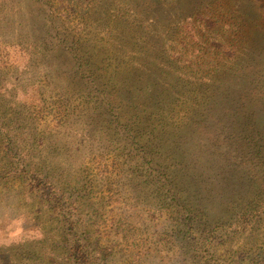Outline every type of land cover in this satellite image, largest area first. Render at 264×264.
<instances>
[{
  "label": "rangeland",
  "instance_id": "obj_1",
  "mask_svg": "<svg viewBox=\"0 0 264 264\" xmlns=\"http://www.w3.org/2000/svg\"><path fill=\"white\" fill-rule=\"evenodd\" d=\"M90 1L0 0V38L4 41L0 51L7 46L10 52L7 66L0 55V79L6 81V94L15 101L16 106L8 111L14 113L11 118L19 126L10 133L11 140L0 137V264H17L19 254L24 255L26 264H49L34 261L33 252L43 244L38 242L44 227H37L41 222L49 225L48 214H38L44 203L35 206L38 202H33L29 190L48 192L55 182V171L58 175L64 171L65 179L70 176L87 185L88 203L101 202L86 219L92 220L89 234L95 237L90 240V246L96 248L93 253L102 257L108 246L112 251L109 264H221L230 252L264 244V193L258 196L260 183L256 181L264 172V155L253 151L264 134V5L260 0H221L245 26L248 48L236 63L207 81L209 88L204 87L215 118L200 122L199 127L176 128L173 134H178L167 137L177 150L175 167H181L183 153L189 155L183 172L190 181L185 196L192 197L197 189L207 195L205 190L210 186L215 195L208 205L207 236L191 241L180 214L174 211L179 208L166 184L158 181L163 177L158 171L170 173L173 167L164 168L167 164L159 159L150 161L154 156L164 160V155L150 152L141 160L135 156L137 152L124 147L125 142L120 151L107 143L106 115L94 110L98 117L89 116L88 106L91 108L94 100L88 96V88L73 78L71 54L62 49L66 44L82 43L84 51L89 48L98 53L111 38V43L129 49L123 55L122 48L116 57L135 54L157 63L160 56L168 58L166 41L168 45L173 41L168 46L172 53L178 41L175 34H183L184 20L210 0ZM34 26L39 29L36 33ZM18 29L22 30L19 35ZM36 43L55 44L60 49L49 60L43 57L41 64L29 63L26 49ZM110 56L115 53L101 50L97 60ZM184 58L190 59L189 52ZM103 67L99 69L102 82L109 83L114 69ZM142 95L126 92L119 96L118 104H125L128 112H135L136 106L153 108L156 100L146 101L145 94L140 99ZM63 98L68 102H61ZM219 108L222 112H217ZM209 111L207 108L203 113ZM238 122L245 124L239 125L240 134L224 137L213 153L209 136L202 129L213 123V128L226 126L232 131ZM5 124L10 123L7 120ZM102 246L100 256L97 252ZM22 247H27L24 252Z\"/></svg>",
  "mask_w": 264,
  "mask_h": 264
},
{
  "label": "trees",
  "instance_id": "obj_2",
  "mask_svg": "<svg viewBox=\"0 0 264 264\" xmlns=\"http://www.w3.org/2000/svg\"><path fill=\"white\" fill-rule=\"evenodd\" d=\"M86 1H89V4L92 3L90 0ZM260 2L264 5V0H260ZM182 24L183 34H175L180 40L176 38L178 41L175 42L172 53L171 50L168 51V46H172L173 41L170 40L169 45L166 41L165 51L168 58L160 56L159 62L154 59L157 63L151 62L144 56L135 57V54L123 58L116 57V53L121 52L122 48H125L123 55L129 49L124 44H118L115 41L111 43V38L108 39L106 45L100 47L98 53L89 48L84 51L85 46L82 43L74 44L71 47L66 44L62 50H67L71 54L69 60L73 62L72 71L70 70L73 78L77 80L78 84L88 88V96L94 100L93 106L91 108L88 106L91 111L89 116L91 118L98 117L94 116V110L100 111V115H106L103 120L106 124L105 139L107 143L120 151L125 149L121 145L122 142H125L124 147L131 148L130 152H137L135 156H139L141 160L150 155V152L165 156L164 160H162L163 156L150 158V161L157 160L158 162L159 159L160 163L165 162L167 167L164 168L172 169L173 167L170 173L158 171L163 176L158 178V181H163L166 184L167 191L179 208L174 211L180 214L181 224L186 229L189 240L198 239L201 241L207 236L204 234L209 232L210 225H206V223L210 220L208 205L211 204V200L215 196L212 194L213 188L210 186L205 190L207 195L197 189L192 197L185 196L184 190L190 187V181L186 179L183 172L184 168H188V164L185 163L189 155L183 153L181 167H175L177 161L175 162L173 157L177 150L171 146L174 141L168 143L167 137L169 138L176 128L183 129L187 125L198 126L200 122H211L215 118L216 111L210 106L208 92L204 87L207 86V81L210 78H215L239 60L248 48V32L234 12L227 8L221 0H210L188 16ZM109 29L114 31L112 27ZM37 30H39L38 26H34L32 29L33 33H36ZM21 33L22 30L18 29V35ZM1 36L2 34H0ZM1 39L0 43H4ZM43 44L36 43L30 49H26L29 63L39 62L41 64L43 57L49 60V56L58 54L60 48L53 46L55 44L42 46ZM7 49L6 46L4 52L0 51L5 66L10 59V52ZM109 49L111 54L115 53V56H110L107 60H97L101 50ZM186 52H189L190 59L184 58ZM73 57H76L75 60L72 59ZM100 66L110 69L113 67L114 72L108 78L109 83L102 82ZM216 73L218 74L216 75ZM197 84L200 86L198 87ZM5 85L6 81L0 79V137L2 140H11L10 133L18 130L19 126L14 118H11L14 113L8 111L16 104L6 94L8 91ZM207 88L209 87L207 86ZM61 89L65 92H72L62 86ZM126 92H131L135 96L143 94L140 99L145 94L146 101L156 100V103L154 105L153 102H149L154 105L153 108L144 106L143 110L140 106H136L135 112H128L129 110L123 107L125 104H118L119 96L125 95ZM60 101L68 102L65 98ZM194 101L195 103H193ZM207 108L210 110L209 113H203ZM145 111L147 112L144 113ZM217 112H222V110L219 108ZM7 120L11 125L13 124L12 126L7 124L11 129L5 124ZM213 125V123H208L202 129L203 133L209 136V146L213 149V153L219 148L217 146L225 141L224 137L234 133L239 135L241 131L239 125L245 126L242 122H238L234 130L228 131L226 126L217 125L213 128ZM258 130L261 132L260 129ZM261 139L260 144L256 143V149L252 148L259 156L264 155V134L261 135ZM9 157L12 156L9 155ZM9 163L14 164L13 160ZM261 169H264L263 165ZM66 175L64 171L60 175L55 171V182L51 183L48 192L42 190V194H39L34 193L33 189L29 190L31 196L33 195L31 198L33 202H38L35 206L39 205L40 207V204L44 203L43 210L40 209L38 214L47 213L46 222L48 224L46 225H49L44 226L45 224L41 222L39 226L37 224L38 227L36 226L37 228L44 227V230L42 229L41 242H38L43 244L33 252L34 261L41 260L43 263L48 262L49 264H109L112 259L108 255L112 251L108 250V246H104L107 253L105 252L102 257L93 253L96 248L90 246V240H95V237L89 234L92 220L86 219L94 212L93 206L98 205L97 208H100L101 202L88 203L87 185L80 184L79 180L70 176L65 179ZM263 175L264 172H261L256 179L260 183L259 197L263 195L261 192L264 193ZM82 192H85L84 195ZM192 199L194 201H190ZM197 201L203 204L199 205ZM110 212L112 213V211ZM51 213L54 216H49ZM74 216H78L79 219L73 220ZM113 225H116V222ZM26 244L28 247L33 246L31 243ZM22 248L24 252L27 247ZM102 250H104L103 246L97 252L100 256ZM17 258H19L17 264H26L27 260L23 254L17 255ZM221 264H264V244L253 249L243 248L230 252Z\"/></svg>",
  "mask_w": 264,
  "mask_h": 264
}]
</instances>
